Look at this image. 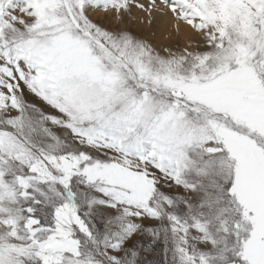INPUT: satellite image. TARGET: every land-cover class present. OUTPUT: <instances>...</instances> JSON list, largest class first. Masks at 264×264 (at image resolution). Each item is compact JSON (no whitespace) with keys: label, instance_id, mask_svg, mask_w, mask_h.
<instances>
[{"label":"snow or ice","instance_id":"snow-or-ice-1","mask_svg":"<svg viewBox=\"0 0 264 264\" xmlns=\"http://www.w3.org/2000/svg\"><path fill=\"white\" fill-rule=\"evenodd\" d=\"M0 264H264V0H0Z\"/></svg>","mask_w":264,"mask_h":264}]
</instances>
